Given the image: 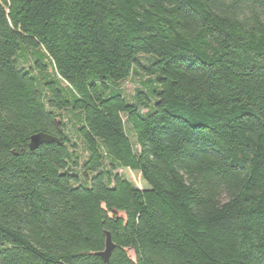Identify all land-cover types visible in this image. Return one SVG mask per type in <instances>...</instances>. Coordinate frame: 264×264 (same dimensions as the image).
<instances>
[{"label": "trees", "instance_id": "obj_1", "mask_svg": "<svg viewBox=\"0 0 264 264\" xmlns=\"http://www.w3.org/2000/svg\"><path fill=\"white\" fill-rule=\"evenodd\" d=\"M108 234L110 264H264V0H0V264Z\"/></svg>", "mask_w": 264, "mask_h": 264}, {"label": "water", "instance_id": "obj_2", "mask_svg": "<svg viewBox=\"0 0 264 264\" xmlns=\"http://www.w3.org/2000/svg\"><path fill=\"white\" fill-rule=\"evenodd\" d=\"M53 142H58V139L45 133H37L31 136L29 148L31 150H36L42 144L53 143ZM113 248L114 245L111 241L110 235L108 234L106 240V250L103 253H101V256L106 264H110L109 259Z\"/></svg>", "mask_w": 264, "mask_h": 264}, {"label": "rangeland", "instance_id": "obj_3", "mask_svg": "<svg viewBox=\"0 0 264 264\" xmlns=\"http://www.w3.org/2000/svg\"><path fill=\"white\" fill-rule=\"evenodd\" d=\"M140 76H135L129 82L126 84V88L128 92H133L135 88L139 87L140 85ZM125 176L129 179V181L136 186L139 189H147L148 184L143 180L140 172L138 171H133L130 169H122L121 170Z\"/></svg>", "mask_w": 264, "mask_h": 264}]
</instances>
